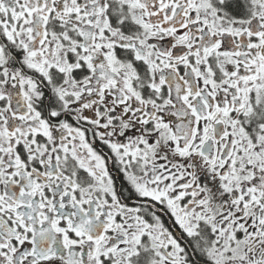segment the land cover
I'll use <instances>...</instances> for the list:
<instances>
[{
  "label": "snow or ice",
  "instance_id": "obj_1",
  "mask_svg": "<svg viewBox=\"0 0 264 264\" xmlns=\"http://www.w3.org/2000/svg\"><path fill=\"white\" fill-rule=\"evenodd\" d=\"M0 264H264V0H0Z\"/></svg>",
  "mask_w": 264,
  "mask_h": 264
}]
</instances>
